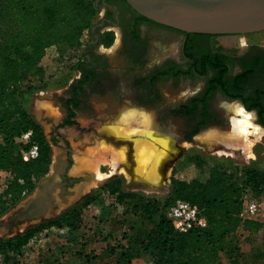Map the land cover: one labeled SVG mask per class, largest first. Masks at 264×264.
Returning a JSON list of instances; mask_svg holds the SVG:
<instances>
[{
	"label": "trees",
	"instance_id": "obj_1",
	"mask_svg": "<svg viewBox=\"0 0 264 264\" xmlns=\"http://www.w3.org/2000/svg\"><path fill=\"white\" fill-rule=\"evenodd\" d=\"M101 4L100 0H0V173L7 174L4 183L0 181V215L33 192L39 180L48 174L53 160L52 141L21 104L22 87L31 76L43 74L41 62L48 47L59 44L71 49L88 47ZM135 19L138 24L146 18L137 15ZM183 34L186 36L183 55L188 66L178 69L172 66L165 73L170 78L198 75L207 81L201 94L191 97L179 108L190 124L195 118L192 116L200 119L192 134L211 118L205 102L215 91H220L228 99L239 100L246 110L255 111L257 121L264 126V47L248 45L243 52H238L235 48L217 45L218 35ZM111 38L110 32L101 33L96 42L109 45ZM87 53L82 51L79 55L76 67L80 77L60 98L65 123H71V117L82 109L81 103L87 96V92L83 93L86 86L92 82L97 84V79L104 76L96 70L103 61L97 60L92 65L87 60ZM200 102L204 107L198 110ZM27 131H31V135L25 140L22 135ZM31 146L37 147L38 154L25 159L23 152ZM187 160L192 164V174L186 178L180 176L176 167L173 169L166 205L171 207L178 199L192 203L206 216L207 225L204 227L184 231L175 228L158 199L126 189L120 176L109 178L99 187L116 202L131 205L126 214L132 218L122 220V224H128L130 229L137 228V216L143 212V219L151 226L143 229L139 248L141 253L151 256L153 264H218L221 253L231 251V233L242 228L251 234L264 227L262 220L241 216L243 193L248 192L252 198L264 193L263 170L243 167L238 175L228 166L219 165L206 156L189 155ZM99 197L98 193L87 194L48 221L28 225L23 231L11 235H0L1 261L4 264L19 261L43 228L79 227L83 209ZM129 237L133 239V256L137 254L133 251L137 237L131 234ZM54 259L48 251L39 262L56 264ZM251 261L252 264H264V249L255 252Z\"/></svg>",
	"mask_w": 264,
	"mask_h": 264
},
{
	"label": "rangeland",
	"instance_id": "obj_2",
	"mask_svg": "<svg viewBox=\"0 0 264 264\" xmlns=\"http://www.w3.org/2000/svg\"><path fill=\"white\" fill-rule=\"evenodd\" d=\"M113 2L117 3L120 9H122L126 20L133 18V11L123 0H115ZM101 14L102 11L100 9L95 25H97ZM106 32L112 34L109 45L103 43L105 47H108L105 51H108L107 55L110 58L114 55L112 50L120 45V34L119 30L115 27H107L102 34ZM140 33L147 41L143 53L145 65H153L160 60L169 57L174 59L181 56L180 46L184 34L152 22L146 24L143 23L140 27ZM216 40L217 45H222L229 49L235 48L238 52H242L248 45H259L264 47V30L248 34L218 36ZM98 46L99 45L96 47ZM101 48L102 47H100V49ZM82 51H85L82 47L71 49L61 44L48 47L41 62V70L43 74L40 76L38 74L31 76L28 82L22 87L23 93H27L31 97L27 99L33 100L32 105L36 110V121L43 127L47 138L55 141L54 144L52 142L53 160L48 174L53 171V163L55 162L54 148H56V151H59L62 148H71L73 150L71 155L73 156V153L76 154L75 167H78L80 164L79 161L84 159L87 163L89 161L92 163L91 167L87 166L89 170L84 171V173L79 176H75L77 179L76 181H80V187L73 203L79 201L87 194L98 193L100 199L102 190H100L99 187L113 176H120L124 180L126 177L130 179L134 176L133 179L135 181L142 180L143 182L144 180L147 182L152 180L150 174H148L152 169V167H150V162L143 165L140 163L139 159L138 146L140 143H144L143 141L148 139L149 135L147 130H151L153 132L152 136L158 138V140H153V143L156 149L160 150L163 154L169 152V144L159 141L162 140L163 137L158 134H166L170 136V139L173 140L174 143L182 146V151L175 156L174 160H172L168 172L164 164L157 165L155 168L156 174L155 176H152L159 177V179H157L158 181H153V183L156 182L154 183L156 186L155 189H153V185L138 184L145 188V190H137L133 188L128 190L139 191L150 197H155L158 199L159 204L164 211H166L167 215H169L170 206L166 205V201L168 202L171 189V175L173 169L176 167L180 176L188 178L192 174V164L187 160L189 155L197 154L206 156L207 159L212 160L219 165L228 166L229 169L231 168L233 171H236L238 175L243 167H255L264 171V131L250 133L247 136V139L227 138L229 136L227 132L230 128L229 118L232 114L228 108V103L239 101L226 98L220 91L211 93L206 100L205 103L209 109L212 120L194 136L203 142L210 140V151L205 150L200 146L191 145L190 140H183L180 143L169 133L161 131L158 128V123L160 122V110L164 112L163 106L168 105L170 108H175L179 103L188 102L191 97L201 94L207 83L203 76H180L176 80L170 78L169 80L165 79V81H159L156 84L159 100L154 103L152 111L134 105H128L127 103H133L134 100L133 97L130 96L131 93H128L125 97L122 96L125 99L115 103L114 101H111L107 95H101L95 91L87 92V96L84 100L86 106L79 111H76L75 116L71 119V123H65V112L61 107L60 103L62 101L60 98L65 95L67 88L70 83H72L75 76L79 75L76 66L79 60V55ZM180 63L183 68H187V60H182ZM110 69L112 71L114 68L110 66ZM119 72H121V70ZM129 78L130 77L127 75L120 74L115 79L113 87L115 88L117 96L119 95V92H121V89H128L130 87V84L128 83L130 82ZM126 99L130 100V102ZM108 100L110 102H108ZM107 103H109L110 106ZM120 103H122V106L118 107ZM197 107L198 110H201V108L204 107V104L200 102ZM251 112H253L255 122L256 113L255 111ZM123 113L125 116L121 117L120 115ZM127 113H129V115L126 116ZM145 116L147 117V121L149 119L152 120V124L145 121ZM168 122L169 128L172 131H180L190 124L189 118L185 115H182L179 118L170 115L168 117ZM116 125H121V128H115ZM211 131L218 132L219 135H223L224 137L227 135V139L219 141L216 137L209 136L208 133ZM118 133L120 134L118 135ZM206 133L208 140L203 138ZM130 141L132 143H130ZM104 148L105 150H102ZM115 159L121 161L119 166L114 165L116 161ZM96 168L103 172H100L103 174V177H95L97 174ZM144 168L145 170H143ZM110 171L112 173L114 172L113 176L108 179L105 178V173H109ZM6 176L7 174L5 172L0 173L1 183H4ZM253 198L256 200L260 208V214L258 217L264 221V193ZM17 205L18 204L12 207L9 211L1 214L0 218L7 216ZM65 208L66 207L61 208L58 214H60ZM56 216L44 217L33 224H38L44 220L48 221ZM144 216L143 212L138 214L135 222L137 228L134 230L130 229L128 224L125 225L129 235L131 234L132 236L137 237L135 241L136 243H134L135 246L133 247V251L137 254L132 256V264H152L151 256L141 253L139 248V239L143 237V229L151 226L145 219H143ZM33 224L24 223L19 226V229L14 228L8 231L4 228H0V235H11L17 231H23L28 225ZM242 230L244 229H238L230 234L229 240L231 242V251L222 252L218 264H252L251 260L254 253L264 249V227H261L258 231L252 232L251 234H245V232H241ZM45 247H48V245ZM63 252L64 251H60L57 256L54 255V261H56V264H65L66 260ZM30 253H27V255ZM27 255H25V257H27ZM43 262L44 261H42V264ZM21 263L22 262L19 260L13 264ZM33 264L36 263L33 262ZM77 264H81L80 261H78Z\"/></svg>",
	"mask_w": 264,
	"mask_h": 264
},
{
	"label": "water",
	"instance_id": "obj_3",
	"mask_svg": "<svg viewBox=\"0 0 264 264\" xmlns=\"http://www.w3.org/2000/svg\"><path fill=\"white\" fill-rule=\"evenodd\" d=\"M139 15L184 33L240 35L264 30V0H124ZM144 109V108H143ZM255 123L264 127L257 121ZM181 143L174 131H166ZM204 131V130H203ZM191 145L211 150V142L192 137ZM52 173L43 176L34 192L21 200L10 213L0 218V228L11 230L56 216L61 208L75 201L80 181L64 187Z\"/></svg>",
	"mask_w": 264,
	"mask_h": 264
},
{
	"label": "flooded vegetation",
	"instance_id": "obj_4",
	"mask_svg": "<svg viewBox=\"0 0 264 264\" xmlns=\"http://www.w3.org/2000/svg\"><path fill=\"white\" fill-rule=\"evenodd\" d=\"M100 1L102 3L101 4L102 14L99 17V21L97 25L93 27V32H94L93 39L91 40L88 47L85 48V51L88 52L87 60H89V62L92 65H94L95 62L103 61L104 66L103 64H101L100 66L96 67V70L103 73L104 76L97 79L99 80L97 84L96 82H92L90 83V85H87L85 92L83 93L95 91L101 95L109 96L111 101H114L115 103L120 100L122 101L123 99H125L124 98L125 95L131 93L130 96H132L134 100L132 103L130 102V100L126 99L127 101L130 102L127 103L128 105H134L136 107H141L149 111H152L153 110L152 107L154 106V103L158 102L159 100V94L157 93L156 90V84L159 81H165V79L169 80L170 76H168L165 73V71L169 70L172 66L175 69L183 68L180 61L187 60L183 55V49H184L183 45L186 36L183 37L182 44L180 46L181 56L178 55L179 58L177 57L171 59L169 57L164 60H160L156 64L145 65L143 59V53L145 51L147 41L146 39H144V37L141 36L140 27L142 26L143 23L146 24L148 22H152V23L155 22L151 20H147L146 18V19H142L140 23L136 24L135 18L137 17V15L139 16L138 13L135 14L134 12H132L134 14L133 18L126 20L122 9H120L117 3L111 2V0H100ZM155 24L160 25L158 23ZM160 26L166 27L164 25H160ZM107 27L117 28L120 34L119 35L120 45L119 46L117 45L118 47H115V49L112 50L114 55L111 56L112 58L110 57L111 59L107 55L108 51H105L108 49V47H105L103 43L97 44L96 42L99 35L102 32H104L107 29ZM166 28L172 29L174 31L183 34V32L179 30L170 27H166ZM96 30L97 32H95ZM218 36H222V35H218ZM97 45L99 46L96 47ZM100 47L102 48L100 49ZM159 48L163 50L161 47ZM110 66L114 68L112 71L110 69ZM120 70L121 72H119ZM119 73L130 77L129 78L130 82H128L130 84V87L128 89H121V92H119V95L117 96V94L115 93V88L113 86L115 79L120 75ZM79 77H80V72L79 75L75 76L72 82ZM171 79L176 80L177 77H173ZM71 84L72 83H70V85ZM109 100L108 102H110ZM107 104L110 106L109 103ZM181 104H183V102L179 103L175 108L173 107L170 108L168 105L163 106L164 112L160 110L161 113L159 114V118H160V122L158 123L159 129H163L166 131L171 130L169 128L168 117L170 115H173L174 117H178V118L181 117L183 115L179 112L180 110L179 108L181 107ZM84 106H86L85 102H82L81 108H83ZM119 106H122V103H120L118 107ZM194 117L196 119L194 118L191 124L186 126V128L180 131L179 130L174 131L176 133V137L179 138L181 141L190 140L192 137L198 134L202 129L201 128L196 134H192V130L194 126L200 121V119L196 115ZM72 118L73 117H71V119ZM211 120L212 118L207 120V123ZM50 141H52L53 144L55 143V141H53L52 139ZM65 150L67 153V162H61L55 165V172L58 174L59 180L64 184V187H69L72 186L77 179L68 174V169L72 161L70 156L72 154L71 152L72 149L65 148Z\"/></svg>",
	"mask_w": 264,
	"mask_h": 264
},
{
	"label": "crops",
	"instance_id": "obj_5",
	"mask_svg": "<svg viewBox=\"0 0 264 264\" xmlns=\"http://www.w3.org/2000/svg\"><path fill=\"white\" fill-rule=\"evenodd\" d=\"M27 98H31L30 95L22 93L20 95L21 104L29 110L34 118H37L35 115L36 110L32 105L33 100H28ZM115 127L117 128V125ZM130 143L132 142L130 141ZM54 149L55 165L61 162H67L65 148H60L61 150L59 151H56V148ZM102 150H105V148ZM70 156L72 161L68 169V174H71V176H79L84 171L89 170L88 167L92 166L90 161L88 164L84 159V163L79 164L80 167H75L76 154L73 153V156ZM115 160L114 165L119 166L121 161L118 159ZM98 171L102 172L99 169ZM113 173L111 171L105 173V178L108 179L113 176ZM133 177L130 179L126 177L124 180V187L126 189L145 190L141 186L142 184L153 185V189H155L156 186L154 183L156 182L153 183V181H158L157 179H159L158 176H150L152 180L148 182L144 180L143 182L142 180L135 181ZM130 209L131 205L129 203L123 202L120 204L115 201L113 196L103 192L99 200L87 205L83 209L82 221L79 227L71 229L68 227L50 226L40 230L30 242L24 257L20 259L21 264H33V262L40 264V258L48 253V251L56 256L60 251H64L65 264H77L78 261L81 264H132L133 252L131 246L133 245V239L129 237V232H127L128 230L125 226L126 223L124 225L122 224L123 219L132 218V215L126 214ZM241 232L247 234L244 230ZM46 245L48 247H45ZM27 253L30 254L27 255ZM151 263L153 264V262Z\"/></svg>",
	"mask_w": 264,
	"mask_h": 264
},
{
	"label": "bare ground",
	"instance_id": "obj_6",
	"mask_svg": "<svg viewBox=\"0 0 264 264\" xmlns=\"http://www.w3.org/2000/svg\"><path fill=\"white\" fill-rule=\"evenodd\" d=\"M228 108L232 114L229 118L230 128H229V131L227 132L229 134V136L227 138L230 137V138H234V139L235 138L247 139V136L250 133H253V132L256 133L259 131L260 132L264 131L263 127L259 126L257 123L254 122L253 112L246 110L240 102H230V103H228ZM127 115H129V113H127L126 116ZM120 116L124 117L125 114L123 113ZM146 118L147 117L145 116V119ZM145 121H147V119ZM151 121L152 120L149 119L147 121V123L150 124ZM120 126H117V128L120 129L119 128ZM115 131H116V129H115ZM147 133L149 135L148 139L143 141L144 143H140L138 146L140 163L143 165H146V163L150 162V164H151L150 167H152V169L148 174H150L151 177L155 176V174H156L155 168L157 167V165L164 164L165 167L167 168V172H168L169 168L171 166L172 160H174L175 156H177L182 151V146L181 145L179 146L178 144L174 143L173 140L170 139V136H168L166 134H158V135H162L161 137H163V139L159 140V141H163V142L169 144L168 145L169 152H166L165 154H163L160 150L156 149V147L153 143V140H155V139L158 140V138L152 136L153 132L151 130H147ZM119 134L120 133H118V135ZM208 134H209V136L216 137L219 141H221V140L224 141V139H227L226 138L227 135L224 137L223 135H219L218 132H212L211 131ZM161 137H160V139H161ZM203 138L208 140L207 133L203 136ZM185 145H186V143H185ZM185 145H183V146H185ZM79 163L83 164L84 160L79 161ZM148 169H150V168H148ZM143 170H145V168ZM96 171H97L96 172L97 177H99V178L103 177V174H102L103 172L100 173V171H98L97 168H96Z\"/></svg>",
	"mask_w": 264,
	"mask_h": 264
},
{
	"label": "built area",
	"instance_id": "obj_7",
	"mask_svg": "<svg viewBox=\"0 0 264 264\" xmlns=\"http://www.w3.org/2000/svg\"><path fill=\"white\" fill-rule=\"evenodd\" d=\"M30 135L31 131H27L22 135V137L23 139L27 140L29 139ZM37 154L38 150L36 146H31L29 149L23 152V156L25 159L36 157ZM242 201L243 208L241 211V216L244 218L261 220L258 217L260 214V208L258 206V203L254 198L249 195L248 192L243 193ZM169 216L173 222L174 227L182 231L192 227H204L207 225V218L201 213V210L197 206L193 205L192 203L186 200H176L170 207ZM0 264H4L1 261V256Z\"/></svg>",
	"mask_w": 264,
	"mask_h": 264
}]
</instances>
